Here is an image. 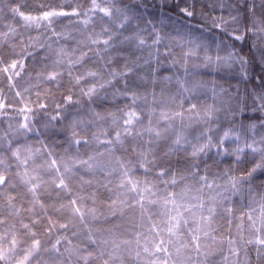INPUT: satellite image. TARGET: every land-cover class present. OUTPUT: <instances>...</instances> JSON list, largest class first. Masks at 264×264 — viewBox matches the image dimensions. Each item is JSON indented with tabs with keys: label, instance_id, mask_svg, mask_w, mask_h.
<instances>
[{
	"label": "snow or ice",
	"instance_id": "obj_1",
	"mask_svg": "<svg viewBox=\"0 0 264 264\" xmlns=\"http://www.w3.org/2000/svg\"><path fill=\"white\" fill-rule=\"evenodd\" d=\"M172 3L176 17L190 31L208 33L211 41H189L187 51L176 42L179 59L172 63L179 64L184 77L176 78V91L167 96L163 90L141 92L133 79L136 61L125 56L121 62L124 49L120 46L148 49L151 57L153 49L158 55L156 46L163 39L155 28L151 32L140 28L137 22H143V17L134 14L125 0H72L70 11L64 10L63 3L47 8L42 4L36 15L19 5L9 9L19 17L20 26L0 29V74L24 106L17 109L22 120L15 128L9 124L0 135V264H74L73 257L75 264H124L123 254L131 256L133 250L121 245L132 241L117 240L114 229L119 224L113 229L93 225L125 215L135 221L137 211L136 226L147 221L148 235L134 233L135 257L138 261L146 257L145 264H209L215 251H220L224 262L232 256L233 264H250V248L258 260H264V203L258 214L250 208L235 216L230 197L224 195L237 193L253 173L264 170V76L226 109L201 104L198 94L204 83L187 79L190 60L200 58L201 52L204 68L239 65L241 77L248 78L249 60L241 55L237 42L246 41L249 33L253 48L264 40V0L259 17L255 0L246 12L238 4L231 5L227 17L203 9L197 14L195 0ZM160 4L163 7L165 0ZM140 6L147 8L146 3ZM220 8L223 13V3ZM58 25H63L59 31ZM259 59L264 63V49ZM28 62L35 83L26 72ZM34 90L35 109L24 99ZM212 91L215 99V88ZM118 99L122 104L103 107L106 101ZM7 108L12 104L0 98V111ZM38 113L44 120L39 128ZM50 129L64 134L63 155L39 139ZM34 138L39 147L28 143ZM174 155L183 160L176 168L171 164ZM205 158L217 166L218 160L229 164L210 180ZM247 164L253 165L250 170ZM234 171L242 174L233 175ZM85 189L91 191L85 194ZM101 189L109 195L104 197ZM193 189L196 194L190 195ZM205 189L215 192L207 201L202 197ZM219 220H224L226 231L217 237ZM81 228L88 229L86 238L73 245L72 238ZM104 232L110 236L106 238ZM225 243L229 255H223ZM192 253L204 259L194 262Z\"/></svg>",
	"mask_w": 264,
	"mask_h": 264
},
{
	"label": "trees",
	"instance_id": "obj_2",
	"mask_svg": "<svg viewBox=\"0 0 264 264\" xmlns=\"http://www.w3.org/2000/svg\"><path fill=\"white\" fill-rule=\"evenodd\" d=\"M252 3V0H250ZM61 3L64 4V10L70 11L71 8L69 5L72 4V0H0V29L3 31H7L6 25L13 24L17 28H19V17H13L10 12V8L14 6H21V10L26 13H31L36 15L41 10L40 6L43 4L45 8L47 7H58ZM125 3L129 5L132 9L133 13L137 16L143 17V22L139 23L140 28L147 27L148 32H151L153 28H155L163 37L161 43L156 47L159 50L158 55L153 49V55L149 57L148 49L138 50L134 47L130 48L127 45L120 46L124 49L121 54V62H123V57L127 56L130 60L136 61L135 64V73L133 75L134 81L140 85L141 92L147 90L148 92H152L153 90L159 94L161 90L167 95L175 93L176 91V78L184 77V70L177 65H173V59H179L180 47L176 44L179 42L184 45V50L187 51L189 47V41H196L201 44H208L211 41V36L208 33H204L203 36L197 31H190L186 22L178 19L174 12V4L172 0H165V5L162 7L160 4V0H125ZM146 3L147 8L141 7L140 5ZM223 3L225 8L223 13L221 12L220 4ZM249 3V0H247ZM247 3H240L239 0H195V10L197 14L203 9L205 12L219 16L223 14L227 17V12L229 7L233 4H238L239 8L242 12H246ZM249 4V6L251 5ZM255 11L257 13V17L260 16L261 12V0H255ZM74 6V5H73ZM183 6V4L181 5ZM147 21H151V23H147ZM67 21H65L66 23ZM135 26V25H134ZM63 27V25H58L57 30L59 31ZM33 36L36 35V32L33 31L31 33ZM74 35H79L74 33ZM147 36V33H145ZM173 38H175L173 40ZM43 39V38H42ZM251 33L248 34V48L246 41H238L237 49L240 50L241 55L245 56L249 60L248 65V78L247 82L240 75L239 65L234 66L231 69L228 68H204L202 66V56L203 52L199 54V57H192L189 62V75L187 77L188 81L192 80L201 81L204 83L205 88L201 90L198 94L200 98V102L203 105L214 104L216 107L226 109L230 104L235 106V97L240 96L243 97L246 92H250L254 87L259 84V77L264 76V63H262L259 59L260 57V49H264V40L257 41V47H252ZM171 44V53L169 52V45ZM69 44H74V41H69ZM148 43L151 44V38L148 39ZM137 57H141L142 59L137 60ZM157 60H159V64H157ZM145 61H150L146 63ZM194 65H201L200 67H194ZM26 72L31 73L33 76L32 83H35V72L33 71V67L30 62L26 63ZM22 76L27 80L26 73H22ZM165 77H172L171 81L165 80ZM155 81V83H153ZM43 87H51L49 85H44ZM0 88L4 89V96L0 98L6 97V103L12 104V108H7L0 111V135L4 132L8 131V125L11 124L13 128L17 126L18 121L22 120L23 116L21 113L17 111V109L23 107L24 105L19 103V98L15 96V90L9 91L7 88V81L3 78L2 74H0ZM213 88H215V99L213 98ZM30 96V100L28 99ZM56 98H59V94H56ZM25 102L28 103V107L35 109V100L36 94L35 90L31 91L24 96ZM195 102V101H193ZM114 104H122L121 100H117L114 103L109 100L106 101L103 105L105 108H111ZM174 107V106H173ZM187 107V104H185ZM179 110V109H174ZM6 111L7 115H3L2 112ZM250 114V113H246ZM30 115V119L31 114ZM221 118L223 119V112L221 113ZM243 118V117H241ZM37 120L39 123L37 127L39 128L41 124L44 123L42 119V114L37 115ZM187 122V121H186ZM179 125V120L174 122ZM227 126V124H225ZM191 131V130H189ZM40 140H43L46 145L54 150L57 155H63V149L66 147L64 143V134L57 131L56 129H50L45 132L42 136L39 137ZM28 143L34 144L36 147H39V144L35 143V138L30 140ZM206 163L209 167V179L211 180L213 176L223 169L228 167L229 161L223 160L222 162L218 160V166L214 165L212 160L205 158ZM39 162V161H38ZM171 164L173 168L179 167L183 164V160L178 156L171 157ZM253 165L247 164L246 168L248 170L251 169ZM204 164H201V170H203ZM235 167V166H233ZM203 174V171H201ZM233 175H241L240 171H234ZM247 175V173L245 174ZM87 178V176H86ZM223 184V180L218 181ZM187 183L192 184L191 180L187 181ZM196 185L195 187H198ZM162 187V186H161ZM180 185L177 187L176 191L180 190ZM91 191V189H85V194ZM103 193L104 197H107L109 194L105 192L103 189L100 190ZM195 191L190 193V195H195ZM210 195H215V192H210V190L205 189L202 197L205 201L208 200ZM224 195L230 197L231 203L230 206L234 208L235 216H239L241 214V210L244 213H247L250 208H255L257 210V214L259 213V209L261 203L264 201L261 200V197L264 196V170L258 169L255 173H253L249 182L244 183L240 186V190L233 194L232 192H226ZM27 199V198H26ZM195 203V201H192ZM91 203L90 201L88 202ZM17 205L19 206V201H17ZM27 203L24 204V207H27ZM102 211H106L104 205H100ZM135 221L130 220L128 215L123 217L118 216L116 220H113L111 223H96L93 225L96 228L100 229H113L115 224H119V228L114 229L116 233L117 240L128 239L132 241L131 245L125 246L121 245L122 249L126 247H131L132 255L129 256L126 252L124 255V264H145L146 257L138 261L135 257V250L137 245L135 244V232H142L145 236L148 235L146 225L147 221H144V225L142 227H137L136 225L140 223L139 220V212L137 211L135 214ZM235 223L233 222L232 233L235 235ZM218 224L221 226L219 230L215 233L217 237H219L223 232L226 231V226L224 220H219ZM77 230V229H74ZM78 237L72 238L73 245L84 241L87 235L88 229L81 228L78 230ZM69 236L71 234L69 233ZM104 236L108 238L110 233L104 232ZM144 243V236L141 237V249ZM215 247V246H214ZM192 259L195 262L197 259L203 260V257L197 258L195 253H192ZM223 255L228 254L227 244L225 243L223 246ZM106 258V257H105ZM234 257L229 256L227 262L222 260V255L220 251H215L214 255L208 258L209 264H233ZM244 254L241 252L240 260L244 261ZM248 259L250 260V264H264V260H258L256 256V252L254 249L249 250ZM73 261L75 264V257H73ZM79 264H83L82 261ZM119 264V261H117Z\"/></svg>",
	"mask_w": 264,
	"mask_h": 264
},
{
	"label": "rangeland",
	"instance_id": "obj_3",
	"mask_svg": "<svg viewBox=\"0 0 264 264\" xmlns=\"http://www.w3.org/2000/svg\"><path fill=\"white\" fill-rule=\"evenodd\" d=\"M251 2H250V0H249V3H247V7H249V4H250ZM246 42H247V48H248V43H249V41H247L246 40ZM249 68V67H248ZM246 82H247V79H246ZM244 175L246 174V172L245 173H243Z\"/></svg>",
	"mask_w": 264,
	"mask_h": 264
}]
</instances>
